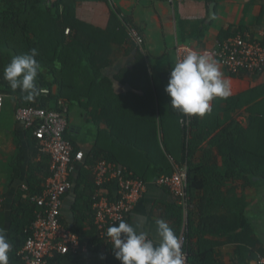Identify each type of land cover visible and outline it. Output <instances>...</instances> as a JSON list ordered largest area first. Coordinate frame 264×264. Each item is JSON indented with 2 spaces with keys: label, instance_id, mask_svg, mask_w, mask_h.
<instances>
[{
  "label": "crops",
  "instance_id": "obj_1",
  "mask_svg": "<svg viewBox=\"0 0 264 264\" xmlns=\"http://www.w3.org/2000/svg\"><path fill=\"white\" fill-rule=\"evenodd\" d=\"M75 14L79 21L109 35L112 65L104 69L102 75L111 81L113 91L120 95L129 92L139 97L149 89L154 93L144 111L133 103L128 104L129 113L123 124H131L127 128L131 131L123 133L131 136L129 138L133 137V130L137 125L149 123L145 120L151 114L155 115L156 120L163 114V124L173 122L175 117L167 116L166 112L170 109V102L167 103L168 95L163 78L170 74L176 63V46H187L197 52H210L218 42L242 32H249L264 42V0H175L172 3L158 0H81L75 8ZM119 15H123L129 25L139 31L144 41L141 50L124 38V26H118ZM219 67L224 78L230 81L231 95L226 99L214 98L211 107L224 115L227 108L231 107V99L238 97L242 107L236 111L234 118L240 126L246 128L248 108L263 102L264 110V71L257 75L231 76L220 64ZM157 94L161 96V104ZM250 96L255 98L253 102H250ZM9 107L3 105L0 110V198L3 200L0 224L6 235L17 195L19 196L20 190L26 189L23 187L30 177L28 168L32 162L36 163L32 159L33 151L26 143L27 132L23 124L14 117V102ZM94 110L95 116L92 118L90 113H84L79 108L76 112L72 105L68 108V134L81 151L92 148L99 132L107 129L108 122L115 121L119 124L118 117H113L111 112L106 113L110 116L103 118L100 109ZM5 112H9L10 116L2 120ZM201 120L206 121V115L201 116ZM223 121V126L210 135L202 127L194 130L195 135L205 139L197 146L194 145L196 149L190 159V168L198 170L197 179L202 180L204 186L203 191L195 190L188 197L193 204L189 208V221L191 227L197 226L199 212L196 203H203L209 215L219 218L218 229L204 237L207 250L212 251L216 262L253 264L264 248V182L255 177L243 179L237 175L227 178L222 176L224 160L218 145L212 141L231 122L226 118ZM93 122L99 127H95ZM208 123L210 121L206 124ZM82 130L85 132L80 137ZM112 136L113 141L122 135L115 132ZM17 143L22 150L18 169L15 168ZM105 145L112 148V152L122 154L116 143L111 145L108 141ZM122 157L128 160L125 153ZM151 167L155 168L154 164ZM141 171L143 177H150L149 170L144 171L142 168ZM109 190L113 195L114 188ZM74 199V193L69 192L61 206V219L69 226L68 229L74 221L70 212ZM180 207L166 189L150 180L146 184L145 193L126 221L140 225L142 230L147 231L149 238L158 240L155 220L164 219L172 229L177 227L179 219L185 224L187 212L184 213L181 207V213ZM93 236V229L86 226L85 239H93ZM82 246L86 251L75 255L79 264H120L114 251L107 247L90 251L86 244Z\"/></svg>",
  "mask_w": 264,
  "mask_h": 264
},
{
  "label": "trees",
  "instance_id": "obj_2",
  "mask_svg": "<svg viewBox=\"0 0 264 264\" xmlns=\"http://www.w3.org/2000/svg\"><path fill=\"white\" fill-rule=\"evenodd\" d=\"M80 2L81 0H0V95L12 99L15 104L14 112L18 108L29 107L62 112L59 105L62 101L67 107L65 114L67 130L64 139L71 144L73 154L81 150L68 134L67 115L70 105L77 106L84 113H90L92 118L95 116L93 109H100L103 118L110 116L106 114L109 112L113 117H118L119 124L115 121L108 122L107 129L99 132L92 148L82 150L83 160L74 165L75 172L69 178L72 184L69 192H73L75 197L70 208L74 221L69 229L79 237L82 245L86 244L90 251L104 246L95 233L92 210V195L95 190L92 168L101 160L124 169V174L146 185L150 180L155 181L160 176L171 175L173 167L169 159H172L175 164L187 169L188 198L195 190L203 191L204 186L203 181L197 179L198 170L190 168V159L194 154L193 150L196 149L194 145L197 146L205 139L203 136L195 135L194 130L202 127L207 129V135H210L215 129L223 126V119L226 118L231 122L229 121L226 128H223L212 141L216 146L218 145L217 148L224 160L222 176L227 178L237 175L243 179L255 177L264 182L263 102L248 108L246 128L240 126L234 118L236 111L242 107L237 97L231 99V107L227 108L224 115L217 113L216 109L211 107V112L205 114L204 122L201 116L184 114L172 108L170 104V109L166 112L167 116L175 117L173 122L163 124V114H160L157 120L155 115L151 114L145 120L149 123L136 126L132 138L125 135L123 132L131 127V124H123L124 118L129 113L128 104L133 103L144 111L152 101L154 93L149 89L139 97L129 92L120 95L113 91L111 81L102 75V71L112 65L109 35L76 18L75 8ZM119 22L118 26L120 24L122 27L131 26L125 18ZM66 29L69 30L67 34ZM123 30L124 38L128 40L125 27ZM33 48L38 51L36 59L42 66V71L37 77V85L43 90H48L49 93L47 95L40 93L33 101L28 102L23 99L26 94L21 93L19 89L15 92L11 90L7 81L3 79V69L14 56L27 53ZM57 63L60 65L59 68L56 67ZM168 78L169 75L163 78L165 86ZM157 96L161 104V96L159 94ZM254 100L255 98L250 96V102ZM169 102L168 96L167 103ZM207 121L210 123L206 124ZM93 125L99 127L97 123ZM115 132L122 136L112 141ZM108 141L111 145L116 143L128 160L122 157V154L112 152V148H107L105 144ZM26 143L33 151L32 159L36 163L30 164L28 168L30 177L25 183L26 189L21 188L12 209L11 225L7 235L12 245L8 264H22L18 252L29 235L28 228L34 221L37 209L30 199L41 195L46 180L51 176V160L48 156L36 160V142L29 132L26 134ZM16 148L15 168L18 169L22 150L18 143ZM151 164H154L155 168L151 167ZM142 168L144 171H150L148 179L143 177ZM107 188L109 190L114 187L109 185ZM65 195L62 197V202ZM187 203V221L182 224L179 219V224L173 231L179 238L183 236L182 251L188 263L218 264L212 251L207 250L204 237L218 229L219 218L209 215L203 203L199 202L196 203L199 212L198 224L196 227H191L189 208L193 204L191 200ZM181 209L180 207L182 213ZM60 221L66 228L69 227L63 219ZM86 226L93 229V239H85ZM49 264H79V262L75 255L66 254L54 256L49 260Z\"/></svg>",
  "mask_w": 264,
  "mask_h": 264
},
{
  "label": "built area",
  "instance_id": "obj_3",
  "mask_svg": "<svg viewBox=\"0 0 264 264\" xmlns=\"http://www.w3.org/2000/svg\"><path fill=\"white\" fill-rule=\"evenodd\" d=\"M158 1L172 3L175 0ZM119 19L123 21L124 16L119 15ZM124 27L128 41L141 50L144 41L139 31L133 26ZM189 50L191 49L187 46H176V62L182 60ZM208 53L231 76L257 75L264 71V42L249 32H242L218 42ZM41 93L47 95L49 91L43 90ZM59 105L62 112L33 107L18 108L14 112L16 121L23 124L26 132L31 133L36 142V160L42 156H48L51 160V176L46 180L41 195L30 199L37 209L34 221L28 228L29 235L18 252L22 264H49V260L56 255H77L86 251L79 237L60 221L62 197L72 188L69 178L74 172V165L83 160V152L73 154L71 144L64 139L67 130V107L62 101ZM2 107L3 96L0 95V110ZM169 161L173 167L172 174L160 176L154 183L166 189L186 213L187 169L178 166L172 159ZM124 173V169L105 160L97 162L92 168L95 185L92 195L93 226L98 239L112 251V241L106 235L107 228L121 220L126 221L146 191L145 183ZM109 185L114 187L113 195L107 188ZM2 205L3 200L0 198V210ZM179 239L182 246L183 237L180 236ZM185 264H189L186 255ZM253 264H264V248Z\"/></svg>",
  "mask_w": 264,
  "mask_h": 264
},
{
  "label": "clouds",
  "instance_id": "obj_4",
  "mask_svg": "<svg viewBox=\"0 0 264 264\" xmlns=\"http://www.w3.org/2000/svg\"><path fill=\"white\" fill-rule=\"evenodd\" d=\"M38 51L14 56L3 69V79L13 92L17 89L25 101L31 102L43 89L37 85L42 71L36 59ZM60 67L59 63L56 65ZM165 92L171 107L184 114L203 116L211 112V101L231 95L230 81L224 78L218 62L208 52L189 50L188 54L172 67ZM158 240L149 238L140 225L121 220L107 228L115 258L120 264H185L179 236L162 218L155 220ZM12 248L6 231L0 228V264H8ZM103 259V256H101Z\"/></svg>",
  "mask_w": 264,
  "mask_h": 264
},
{
  "label": "rangeland",
  "instance_id": "obj_5",
  "mask_svg": "<svg viewBox=\"0 0 264 264\" xmlns=\"http://www.w3.org/2000/svg\"><path fill=\"white\" fill-rule=\"evenodd\" d=\"M234 98H237V97H234ZM234 98H232V99H234ZM12 103H13L12 99L4 98V97H3V105H6L7 107H9V105H12ZM73 107H75V111L77 112V111H78L77 106L72 105V108H73ZM5 108H6V107H5ZM8 109L10 110V107H9ZM8 116H10L9 112H5V113H3V116L1 117V119L4 120L5 117H8ZM72 121L75 122V120H72ZM84 132H85V130H82V132H81V136H80V137H83ZM183 229H184V225H183ZM182 237H183V236H182Z\"/></svg>",
  "mask_w": 264,
  "mask_h": 264
},
{
  "label": "water",
  "instance_id": "obj_6",
  "mask_svg": "<svg viewBox=\"0 0 264 264\" xmlns=\"http://www.w3.org/2000/svg\"><path fill=\"white\" fill-rule=\"evenodd\" d=\"M212 13V12H211Z\"/></svg>",
  "mask_w": 264,
  "mask_h": 264
}]
</instances>
